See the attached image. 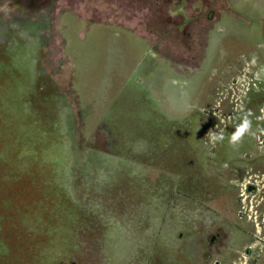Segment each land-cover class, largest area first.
I'll use <instances>...</instances> for the list:
<instances>
[{
	"label": "rangeland",
	"instance_id": "374dc122",
	"mask_svg": "<svg viewBox=\"0 0 264 264\" xmlns=\"http://www.w3.org/2000/svg\"><path fill=\"white\" fill-rule=\"evenodd\" d=\"M262 134L264 0H0V264H264Z\"/></svg>",
	"mask_w": 264,
	"mask_h": 264
},
{
	"label": "clouds",
	"instance_id": "9594fccd",
	"mask_svg": "<svg viewBox=\"0 0 264 264\" xmlns=\"http://www.w3.org/2000/svg\"><path fill=\"white\" fill-rule=\"evenodd\" d=\"M251 128H252V121L248 118V115H244L240 119V122L235 126L234 131L231 133L230 137L228 138L230 146L235 147L239 145L242 142L244 136L246 134L251 133ZM208 135H209V139L212 142L223 141L225 139L223 133L210 131Z\"/></svg>",
	"mask_w": 264,
	"mask_h": 264
},
{
	"label": "flooded vegetation",
	"instance_id": "af4514ba",
	"mask_svg": "<svg viewBox=\"0 0 264 264\" xmlns=\"http://www.w3.org/2000/svg\"><path fill=\"white\" fill-rule=\"evenodd\" d=\"M264 134H262V136H263ZM264 141V140H263ZM262 140H261V142L259 143V144H262V142H263ZM213 236H212V238L210 239V241H209V243H212V241H213ZM219 252V251H218ZM218 252H217V254H218Z\"/></svg>",
	"mask_w": 264,
	"mask_h": 264
},
{
	"label": "crops",
	"instance_id": "0c3cea01",
	"mask_svg": "<svg viewBox=\"0 0 264 264\" xmlns=\"http://www.w3.org/2000/svg\"><path fill=\"white\" fill-rule=\"evenodd\" d=\"M262 263H264V258H262Z\"/></svg>",
	"mask_w": 264,
	"mask_h": 264
}]
</instances>
